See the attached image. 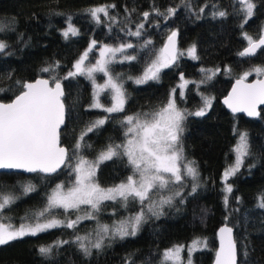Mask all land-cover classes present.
<instances>
[{"label":"trees","instance_id":"1","mask_svg":"<svg viewBox=\"0 0 264 264\" xmlns=\"http://www.w3.org/2000/svg\"><path fill=\"white\" fill-rule=\"evenodd\" d=\"M247 2L249 8L236 0H0V100H10L25 80H60L66 106L60 135L68 160L76 152L96 158L114 146V153L98 163L95 179L102 187L123 181L134 172L119 146L127 117L149 113L172 99L183 111L178 135L182 160L190 159L196 170L194 176L168 179L142 197L130 194L95 205L48 209L52 188L72 180L65 164L54 174L0 171L3 221L34 222L41 211L63 220L0 243V264H210L216 229L224 222L235 231L237 264H264V106L257 118H248L232 114L220 102L235 77L254 67L264 73V46L253 55L242 53L261 34L264 0ZM100 5L107 13L97 19L91 9ZM173 30L178 48L193 47L194 55L180 52L156 78L138 82L136 77ZM91 43L127 45L128 57L108 64L124 91L119 111L94 106L92 80L74 70ZM183 78L188 82L181 89ZM206 99L209 108L198 113ZM100 101L108 105L110 92L104 91ZM241 133L246 152L225 178ZM135 215L138 221L130 231H100ZM194 238H203L206 246L185 261H163L165 249Z\"/></svg>","mask_w":264,"mask_h":264},{"label":"rangeland","instance_id":"2","mask_svg":"<svg viewBox=\"0 0 264 264\" xmlns=\"http://www.w3.org/2000/svg\"><path fill=\"white\" fill-rule=\"evenodd\" d=\"M243 4L245 7H250L248 2ZM91 12L98 19L100 14L107 13V7L104 5L96 6L91 9ZM126 46L125 44L111 45L106 43L95 46L94 43H91L74 65L76 72L84 73L93 82L94 106L104 108L107 112L119 111L124 107L125 97L122 84L109 73L108 64L116 58L128 57L124 52ZM1 47L2 43L0 41ZM91 48L96 50L95 55L89 53ZM180 52L193 56L194 48L189 47L184 50L178 48L177 55ZM168 64L169 58L160 47L143 73L136 77V80L144 82L154 79L157 77L158 72ZM99 73H103L100 80L97 79ZM260 73V69L254 67L246 72L243 77ZM187 82L188 80L181 79V89ZM104 91H109L111 95V101L108 105H104L100 101V96ZM209 105L210 99H206L204 105L197 112L205 111L209 108ZM182 115V109L172 99L162 107L149 113L129 115L125 136L119 146L131 161L134 172L123 181L102 187L95 179L96 168L100 161L114 153L116 147L106 148L96 158H87L76 152L72 158L67 159V162H65V166L73 173L72 180L68 185L58 182L52 188L48 195L46 209L56 206L70 208L79 204L95 205L107 198L130 194L142 197L156 186H165L168 179L180 180L183 175L194 176L196 170L193 162L187 158L182 160L178 148ZM102 121L103 119H100L96 123ZM246 148V137L241 133L233 146L234 160L224 170L223 177L230 176L238 168ZM62 221L57 217L45 216L44 211L39 213V217L34 222L12 223L3 221L0 217V243L27 233H35L46 227L60 224ZM137 221L138 218L135 215L127 220L117 221L112 226L104 225L100 228V231L106 233L111 230L112 233H123L134 228ZM204 246H206V242L203 238H194L187 243L176 244L165 249L162 259L163 261L172 262L185 261L190 258L194 250Z\"/></svg>","mask_w":264,"mask_h":264},{"label":"water","instance_id":"3","mask_svg":"<svg viewBox=\"0 0 264 264\" xmlns=\"http://www.w3.org/2000/svg\"><path fill=\"white\" fill-rule=\"evenodd\" d=\"M246 3L248 0H236ZM264 46V26L257 39L242 50L253 55ZM178 33L173 30L162 45L173 63L177 56ZM64 86L45 76L25 80L22 90L10 100H0V171L26 174H54L66 162L68 147L61 142L66 121ZM232 114L257 118L264 106V73L251 78L235 77L220 98ZM216 248L210 264H237L238 250L234 228L227 222L216 229Z\"/></svg>","mask_w":264,"mask_h":264}]
</instances>
